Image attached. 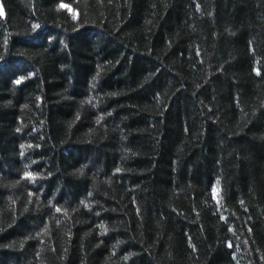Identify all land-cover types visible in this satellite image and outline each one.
Segmentation results:
<instances>
[{
  "label": "trees",
  "instance_id": "1",
  "mask_svg": "<svg viewBox=\"0 0 264 264\" xmlns=\"http://www.w3.org/2000/svg\"><path fill=\"white\" fill-rule=\"evenodd\" d=\"M0 12V264H264V0Z\"/></svg>",
  "mask_w": 264,
  "mask_h": 264
},
{
  "label": "snow or ice",
  "instance_id": "2",
  "mask_svg": "<svg viewBox=\"0 0 264 264\" xmlns=\"http://www.w3.org/2000/svg\"><path fill=\"white\" fill-rule=\"evenodd\" d=\"M62 7H63V5H62ZM0 14H2V12H0ZM20 81H17V83H19Z\"/></svg>",
  "mask_w": 264,
  "mask_h": 264
}]
</instances>
